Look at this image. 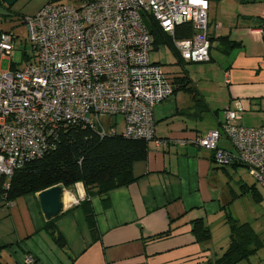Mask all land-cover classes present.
Segmentation results:
<instances>
[{"label": "crops", "instance_id": "0c3cea01", "mask_svg": "<svg viewBox=\"0 0 264 264\" xmlns=\"http://www.w3.org/2000/svg\"><path fill=\"white\" fill-rule=\"evenodd\" d=\"M208 1L211 60L189 68L193 63L183 59L178 63L175 55L176 64L171 67L173 77L183 71L189 74L209 109L195 108L189 92L183 99L175 93L154 109L158 138L204 135L221 125V111L228 108L241 113L244 125L264 123V37L259 31L264 25V0ZM166 55L160 45L152 53L164 68ZM247 114L254 117L248 124L244 121ZM219 145L233 149L225 136ZM213 158V151L193 143L162 145L153 140L148 157L133 164L136 180L110 190L107 200L95 194L90 205L77 206L74 201L83 200L84 192L75 186L64 188V209L56 225L66 248L59 247L43 229L47 218L39 192L22 196L11 202L8 214L1 213L0 260L4 264H69L72 256L75 264H211L229 243L227 230L221 240L226 245H215L220 242L219 230L226 229V214L245 220L240 210L235 215L236 203L243 197L262 206L256 222L249 223L264 238V222H257L264 219V188L247 166H221ZM242 167L254 180L245 179ZM90 207L95 213L96 235L87 218ZM197 218L211 229L210 241L200 242L193 233ZM164 232L168 234L157 236ZM261 253L259 264H264Z\"/></svg>", "mask_w": 264, "mask_h": 264}, {"label": "built area", "instance_id": "2783aa9c", "mask_svg": "<svg viewBox=\"0 0 264 264\" xmlns=\"http://www.w3.org/2000/svg\"><path fill=\"white\" fill-rule=\"evenodd\" d=\"M208 11V0H50L26 16V42L36 55L20 69H0V184L4 178L9 188L18 169L55 148L64 125L116 135L122 116L124 137L207 148L217 164L246 165L264 188V123L244 125L241 113L228 108L220 128L204 135H156L154 109L174 95V86L164 64L152 57L155 44L146 20L151 23V16L174 38L184 60L202 63L211 60ZM184 24L194 34L178 39L176 28ZM259 31L264 37V25ZM17 43L13 30L1 31L0 58L11 55ZM223 136L234 151L219 145ZM74 186L85 199L83 183Z\"/></svg>", "mask_w": 264, "mask_h": 264}, {"label": "trees", "instance_id": "16d2710c", "mask_svg": "<svg viewBox=\"0 0 264 264\" xmlns=\"http://www.w3.org/2000/svg\"><path fill=\"white\" fill-rule=\"evenodd\" d=\"M57 2L63 1L58 0ZM4 4V1L0 0V6L4 7ZM6 8L8 13L4 15L5 18L11 14H19L12 12L10 7ZM25 18L26 16L23 19L24 24ZM150 20L155 48L161 44L168 45L178 57L177 62L180 63L183 58L175 47L174 38L164 32L151 16ZM1 31L10 30L0 29ZM193 34L192 25L184 24L176 28L175 37L183 39L189 38ZM227 41L231 43L230 40L227 39ZM24 56L29 58L26 51H24ZM168 77L174 86V93L177 90L189 92L195 100V108L202 112L209 109L204 96L194 85L187 72L183 71L181 76ZM149 142L150 140L145 139H129L122 134L100 136L96 128L64 125L60 131V141L55 148L18 169L10 179L9 188L2 185L4 178L2 179L0 205L15 201L27 194H36L51 186L61 185L63 188H70L79 182L84 185L86 197L77 206L90 205L91 198L95 194L107 200L110 190L129 185L136 180L133 175V164L148 157ZM230 150L234 151V147ZM213 159L215 161V157ZM230 164L244 165L240 161H233ZM90 210L91 207L87 218L90 221L92 232L95 233L97 230L95 213ZM62 213L46 219L43 229L59 247L66 248L65 238L56 225V220ZM225 222L229 226V243L223 255L216 258L211 264H236L243 260L250 261V264H259L263 260L260 254L264 252V238L260 237L248 221L236 219L229 213L225 216ZM192 231L200 242L210 241L213 238L211 229L205 225L201 218L193 220ZM167 234L168 232H164L157 236ZM254 256L257 257L255 263L251 262ZM0 264L4 263L0 260ZM69 264H75L74 257L71 256Z\"/></svg>", "mask_w": 264, "mask_h": 264}, {"label": "rangeland", "instance_id": "374dc122", "mask_svg": "<svg viewBox=\"0 0 264 264\" xmlns=\"http://www.w3.org/2000/svg\"><path fill=\"white\" fill-rule=\"evenodd\" d=\"M44 1L45 0H18L13 6H7L6 4H4V7L0 6V29L13 30V32L16 35H18L17 49L11 55H8L7 57L0 58V69L2 71H9L12 68L20 69L23 66H25L29 61H31L34 58V56L36 55V51L34 50L33 46H31V44L29 42L28 43L26 42L27 30H26L25 24L23 23V19L25 16L32 15V14L36 13V11L45 3ZM62 1L63 2H73L74 0H62ZM5 6L10 7L12 12H17L19 14H11V16H8L7 18H5L6 16H4V15H7V13H8V11H7L8 9ZM11 11L9 10V13ZM24 47H26V48H24ZM160 49L166 50V53H167L166 57H167L168 61L166 63L167 66L165 67V70L167 71L168 76L173 78V72H172L173 67H171V65L176 64V61H174V58H176V56H175L174 52L171 51V48L168 45H160ZM24 51H26V53L29 55L30 60L28 57L24 56ZM215 51H216V49H214V52ZM196 65H197L196 63H193L189 66V68H193ZM175 93L178 94V96H180L182 99L186 95L189 96L188 93L184 90H177ZM175 93H174V95H175ZM231 109H233V108H231ZM225 113H226V110L225 109L222 110L220 117L224 118ZM253 118L254 117L247 114L246 117L244 118V121L246 124H248V122H252L251 120H253ZM247 126H249V125H247ZM124 127H125V124H124L123 117L118 116V125L116 126L118 135H121L123 133ZM254 127H256V126H254ZM219 128H220V126L216 129H219ZM216 129H213V130H216ZM241 169L242 170L240 172L242 173V175L245 177L246 180H248V181H251V179L254 180L253 177H251L249 175L246 168L242 167ZM10 204H11V202L4 204L3 207L0 206V217H1V213H3L4 215L6 213L8 214V206H10ZM261 207L262 206L260 204H255L254 202L249 201L248 197H243L242 199L238 200L236 203V206H235V213L236 214L235 215H238V212L240 210L241 211V212H239L240 217H244L242 219H245L243 221L255 223L256 222L255 217L257 216L256 212L260 211ZM259 213L260 212H258V214ZM262 221L264 222V219L258 218L257 222L260 223ZM225 226H226L225 231H222L220 229L219 232L217 233V235H216L217 239H218L217 241L220 240V242H216L215 245H217L218 243H222L221 245H226L223 241H221L223 239L222 236H224L226 234L227 230H229L228 224H226ZM224 247H226V246H224ZM256 261H257V257L254 256L251 259V262L255 263ZM239 264H250V261L244 260V261H241V263H239Z\"/></svg>", "mask_w": 264, "mask_h": 264}, {"label": "water", "instance_id": "95a60500", "mask_svg": "<svg viewBox=\"0 0 264 264\" xmlns=\"http://www.w3.org/2000/svg\"><path fill=\"white\" fill-rule=\"evenodd\" d=\"M3 1L7 6H13L18 0ZM146 24L149 30H151V23L149 20H146ZM63 192L64 188L61 185H55L38 193L43 213L47 219L55 217L59 213L63 212Z\"/></svg>", "mask_w": 264, "mask_h": 264}]
</instances>
